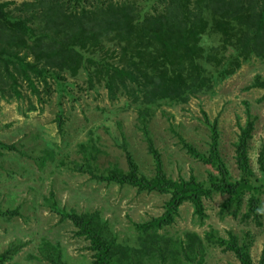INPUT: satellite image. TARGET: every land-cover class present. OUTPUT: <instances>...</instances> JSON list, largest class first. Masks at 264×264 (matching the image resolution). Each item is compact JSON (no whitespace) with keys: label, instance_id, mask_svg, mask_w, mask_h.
Masks as SVG:
<instances>
[{"label":"trees","instance_id":"1","mask_svg":"<svg viewBox=\"0 0 264 264\" xmlns=\"http://www.w3.org/2000/svg\"><path fill=\"white\" fill-rule=\"evenodd\" d=\"M160 1H167L166 6H152L151 11L137 0H0V97L24 101L26 96L19 86L28 83L37 101H46L43 92L51 94L50 74L64 89L66 78L62 72L77 74L81 69L91 85L95 79L104 81L112 98L118 92L140 100L139 128L149 134L148 150L157 158L154 173L141 171L126 143L123 148L127 167L122 168L115 156L107 158L108 145L93 134L78 143L72 161L74 170L89 174L96 181L170 194L165 215L138 224L142 249L121 245L111 238L107 222L101 220L98 211H68L60 207L52 193L48 197L51 209L72 218L79 233L90 239L91 248L96 250L93 264H156L150 261L155 258L159 259L157 264H203L206 243L231 251L237 264H264V250L258 263L252 257L251 230L239 235L230 229L228 237L215 229L206 231L204 237L185 231L177 238L166 237L159 231L174 220L179 207L187 201L192 204L198 222L204 224L208 218L205 201L215 194L225 195L220 204L221 217L239 215L246 223L262 224L264 150L259 158L263 176L259 177L249 154L255 120L251 111L247 109V119L240 124L233 143L238 178L230 175L221 156L217 121H211L206 113L207 153L180 136L187 152L202 158L215 170L202 181L193 173L188 178H174L166 173L150 136L147 118L150 104L187 103L192 96L206 94L250 58L264 57V0H197L195 7L192 0ZM43 83L45 89L40 90L37 84ZM253 86L264 88V78L257 76ZM29 106V110L36 108L33 100ZM63 119L59 110L56 121L60 129ZM30 129L26 135L36 140L30 151L24 149V136L12 143L0 140V148L17 151L42 167L53 160L56 149L40 143L42 136L37 129ZM37 151L40 154L34 155ZM67 157H71L69 152ZM18 210L4 212L14 214ZM171 243H176L177 248ZM24 244L21 240L8 243L0 250V264L8 262ZM43 258L62 264L49 253L44 252Z\"/></svg>","mask_w":264,"mask_h":264},{"label":"rangeland","instance_id":"2","mask_svg":"<svg viewBox=\"0 0 264 264\" xmlns=\"http://www.w3.org/2000/svg\"><path fill=\"white\" fill-rule=\"evenodd\" d=\"M137 1L151 11L152 6L157 8L159 4L166 6L167 3L160 0ZM196 1L192 0L193 7L197 5ZM82 52L85 55L86 51ZM85 74L81 69L77 74L62 72L66 78L64 89L50 74L48 86L51 87V94L47 96L43 92L46 101L38 102L28 83L19 86L26 96L24 101L0 97V140L12 143L24 136V149L30 151L36 140L26 133L35 128L43 138H39V142L56 149L53 160L49 159L40 167L32 158L0 148V250L10 242L21 240L25 243L5 264H53L43 258L44 252L56 260L60 259L62 264L95 262L96 250L91 248L90 239L79 233V227L72 218L51 209L48 201L51 193L60 207L68 211H98L101 220L107 222V230L113 235L111 238L138 250L142 249L138 224L165 215L169 193L138 191L131 185L96 181L89 174L73 169V150L90 134L99 136L108 145L107 158L115 156L124 169L127 167L125 143L141 171L150 175L155 172L157 164L155 154L148 150L149 134H144L139 128L137 107L140 100L134 101L118 92L112 98L104 81L95 79L91 85ZM257 76L264 78V57L250 58L234 73L207 90L206 94L192 96L187 103L158 101L150 104L147 116L150 136L168 175L188 178L193 173L202 181L208 178L210 172H215L202 158L187 152L180 141V136H183L200 152L207 153L209 130L204 121L206 113L211 121H217L221 156L230 175L238 178L240 171L233 143L249 109L255 117L250 160L256 175L263 176L259 158L264 150V88L253 86ZM37 85L40 90L45 89V83ZM59 89L63 91L61 94H58ZM30 100L36 106L33 110H29ZM23 110L28 111L22 114ZM59 110L64 116L62 129L56 121ZM37 154L40 152L34 155ZM224 199L225 195L215 194L205 201L208 218L204 224H200L194 216L192 204L188 201L183 203L174 220L159 230L160 233L177 238L185 231H195L204 237L206 231L215 229L218 234L228 237L230 229L239 235L251 230L254 236L251 253L258 263L264 250V216L259 226L240 220L239 215L228 214L223 218L219 211ZM17 208L18 212L14 214L4 212L5 209ZM175 244H172L174 249L177 248ZM150 261L159 263L158 258ZM232 263L237 264L238 259L231 251L206 243L203 264Z\"/></svg>","mask_w":264,"mask_h":264}]
</instances>
